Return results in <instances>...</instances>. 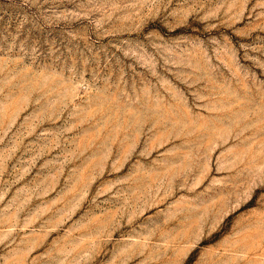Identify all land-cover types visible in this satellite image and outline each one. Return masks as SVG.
Returning a JSON list of instances; mask_svg holds the SVG:
<instances>
[{
  "label": "rangeland",
  "instance_id": "374dc122",
  "mask_svg": "<svg viewBox=\"0 0 264 264\" xmlns=\"http://www.w3.org/2000/svg\"><path fill=\"white\" fill-rule=\"evenodd\" d=\"M0 264H264V0H0Z\"/></svg>",
  "mask_w": 264,
  "mask_h": 264
}]
</instances>
